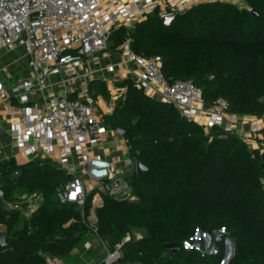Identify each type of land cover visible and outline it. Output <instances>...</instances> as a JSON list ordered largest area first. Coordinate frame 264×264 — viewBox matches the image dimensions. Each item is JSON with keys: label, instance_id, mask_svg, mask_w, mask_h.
I'll return each mask as SVG.
<instances>
[{"label": "trees", "instance_id": "1", "mask_svg": "<svg viewBox=\"0 0 264 264\" xmlns=\"http://www.w3.org/2000/svg\"><path fill=\"white\" fill-rule=\"evenodd\" d=\"M243 2L242 7L225 0L202 2L169 25L150 15L131 32L132 50L161 56L168 81H193L207 107L224 99L229 114L263 120L264 0ZM126 36V28L116 29L110 47L122 45ZM118 85L126 91L112 113L103 114L105 124L124 131L129 155L147 170L129 179L135 201L104 194L96 209L104 241L114 244L133 230L144 233L124 245L116 264H222L227 239L235 248L228 264H264V147L252 149L224 127L207 131L172 104L137 89L131 79ZM88 89L94 101L111 99L103 81L94 80ZM261 134L259 144L264 128ZM18 170L21 176L13 178ZM0 172V225L7 239L0 264H48L47 256L68 260L88 230L80 210L57 199L64 174L49 161L17 164L13 158L0 161ZM33 194L42 202L29 215L27 202L20 210L3 207L4 201L15 204ZM92 199L93 194L86 212ZM198 231L213 238L215 254L185 247ZM171 243L180 246L173 254L166 248Z\"/></svg>", "mask_w": 264, "mask_h": 264}, {"label": "built area", "instance_id": "2", "mask_svg": "<svg viewBox=\"0 0 264 264\" xmlns=\"http://www.w3.org/2000/svg\"><path fill=\"white\" fill-rule=\"evenodd\" d=\"M210 1L0 0V56L21 49L29 68L28 75L16 80L6 71L10 85L0 75V119L10 117L11 148L20 149L30 159L28 162L49 161L66 177L56 189L57 199L74 204L88 230L80 248L91 255L80 264H116L124 245L132 239L141 240L144 235L133 230L109 248L98 233L96 209L103 204L104 194L117 201L137 199L129 185V179L137 173V160L129 155L124 131L105 124L103 114L108 110L102 111L98 98L94 101L88 87L77 89L71 81L85 59L106 50L111 34L124 27L127 36L120 46L121 53L137 68V72L130 69L136 75L133 82L137 89L172 104L181 116L199 122L207 131L218 126L236 132L239 124H247L243 117L227 112L228 103L224 99L207 107L202 90L193 81L169 82L162 70L161 56L144 57L131 46V32L150 15L157 14L169 25L178 14ZM55 76H62L55 84L62 86L58 92L50 83ZM125 91L124 87L109 88V108H115ZM248 126L249 133L262 131L254 121H249ZM239 134L247 141L255 140L246 131ZM108 137L124 143L126 160H120L123 153L116 161L101 153ZM10 158L13 156L6 157ZM91 194V207L86 212ZM34 199L42 201L37 194L23 195L21 202L4 201L3 207L20 210L22 202H27L30 208ZM75 251L77 248L70 257ZM47 262L68 264L67 260L54 256H47Z\"/></svg>", "mask_w": 264, "mask_h": 264}, {"label": "crops", "instance_id": "3", "mask_svg": "<svg viewBox=\"0 0 264 264\" xmlns=\"http://www.w3.org/2000/svg\"><path fill=\"white\" fill-rule=\"evenodd\" d=\"M218 1V0H211L210 2ZM226 1V0H225ZM232 3H235L238 6H244V2L239 0H228ZM111 42L109 43V48L103 50L102 52L98 53L93 58L85 59V62L79 68L76 78L71 81V85L76 87L77 89L88 87L94 80H100L106 83V86L109 88H122L117 86L118 82H121L125 79H131L134 81L136 79V75L130 72V69L137 70L134 65L127 61V57L121 53V45L116 47L113 50L111 47ZM16 50L12 53H3L0 56V75L2 80L5 84L10 85L11 82L7 79V72L13 76V80L18 79L19 77H24L27 75V70L24 68H19V71H16L15 65H11L12 57L14 56ZM137 72V71H136ZM29 73V72H28ZM62 76H55L50 79V83L55 85L57 82L61 80ZM61 85H55L54 91L58 92L61 90ZM98 101L102 111L105 109L103 106L107 108V114H111L114 109L109 108L111 104V100L107 102L102 96H98ZM37 105V104H35ZM244 119V120H243ZM242 120L245 122L244 126H241V131H246L249 136L254 138L255 140H248V143L252 145V149H260V147H264V143L259 144L257 142V138H263L261 132L259 133H249V121H254L257 123L261 128H264V119L262 118H255L253 120H249L247 118H243ZM239 127V126H238ZM237 127V128H238ZM11 127H10V117L3 116L0 119V161L7 160L6 157L13 156V159L16 161L17 164H24L27 163L25 160L27 159L24 154L21 153L20 149L11 148V141L13 137L11 136ZM239 129L236 130V133L239 134ZM125 145L119 141H112L110 137L107 138L106 143L104 144L103 148H101V153L105 155L107 158L116 161L117 157L120 156V153L124 154ZM3 198V193L1 191V184H0V199ZM96 201H99L97 199ZM30 214V212H29ZM27 214V215H29ZM5 227L0 225V235H4Z\"/></svg>", "mask_w": 264, "mask_h": 264}, {"label": "rangeland", "instance_id": "4", "mask_svg": "<svg viewBox=\"0 0 264 264\" xmlns=\"http://www.w3.org/2000/svg\"><path fill=\"white\" fill-rule=\"evenodd\" d=\"M226 1H228V0H226ZM238 3H240L239 0H238ZM112 45H113V43H111V46ZM108 48H109V46H108ZM113 50H115V48H113ZM12 60H15V64L14 65H15L16 71H19V68H23V69L25 68L29 72V68H27L26 59L24 57V53H23V51L21 49H17L16 50L14 56L12 57ZM28 72H27V75H28ZM103 107L105 108L104 110H107V108L105 106H103ZM238 126L239 127L236 130L239 129L241 131V128L240 127L241 126H244V125L239 124ZM250 146L252 147V145H250ZM126 158H127V156L124 154V155H121L120 160L124 161V160H126ZM29 160L30 159L27 158L25 160V162H27ZM41 202L42 201L40 199H34V200H32V203L30 205V208L28 209V211L26 212V214H29L30 211H32V210L36 209L37 207H39L40 204H41ZM142 232H141V234L144 235V233H142ZM216 238H217V240H220V233H217ZM201 239H203V246L201 244V246L198 247V249L202 250L203 252H206L207 254H215L216 253V250H215L214 245H213V238L211 236L210 237H206L204 235H201L200 238H199V242H200ZM230 245H233V247H234V241H232L230 239H227L226 240V248H225V257L230 252ZM90 255H91V253L85 252L83 249H81L80 247H78L77 248V252L67 260V263L68 264H80L82 262V259L83 258H86V257H88ZM130 264H133V263H130Z\"/></svg>", "mask_w": 264, "mask_h": 264}, {"label": "water", "instance_id": "5", "mask_svg": "<svg viewBox=\"0 0 264 264\" xmlns=\"http://www.w3.org/2000/svg\"><path fill=\"white\" fill-rule=\"evenodd\" d=\"M136 169H137V173H142L144 171L147 170V167L140 161H137L136 163ZM22 174V170H18L13 174V178H19ZM124 183V181H122ZM201 235H204L206 237H210L209 234H202L200 231L197 232V234L195 235V237L186 242L185 243V247L190 249L192 247H200L201 246V242H199V238ZM107 246L110 248L112 246V242L111 240L106 241ZM7 245V239L5 235H0V247H4ZM166 248L169 250L170 253H175L180 249L179 244L177 243H171V244H167ZM235 253V248L233 247V245H230V252L229 254L223 259L222 264H228L230 259L233 257Z\"/></svg>", "mask_w": 264, "mask_h": 264}]
</instances>
